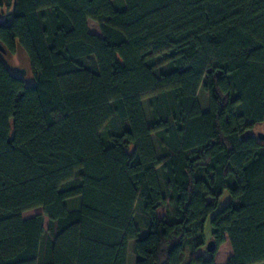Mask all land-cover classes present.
<instances>
[{"label": "trees", "instance_id": "obj_1", "mask_svg": "<svg viewBox=\"0 0 264 264\" xmlns=\"http://www.w3.org/2000/svg\"><path fill=\"white\" fill-rule=\"evenodd\" d=\"M112 1L7 3L0 264L264 263V0Z\"/></svg>", "mask_w": 264, "mask_h": 264}, {"label": "rangeland", "instance_id": "obj_2", "mask_svg": "<svg viewBox=\"0 0 264 264\" xmlns=\"http://www.w3.org/2000/svg\"><path fill=\"white\" fill-rule=\"evenodd\" d=\"M4 2H5L4 7H2L0 9V23H3L6 20L7 15L11 12L10 7L7 5V3H10V0H4ZM122 5L125 6L124 0H113L112 1V6L114 8H118V9L120 8L121 9L123 7ZM88 29H89V32L91 34H95V35L100 36L99 26L96 22L88 21ZM1 57H2L4 64L6 65V67L8 68V70L12 74L22 76V74H20L19 71L23 70L25 72V74L22 77H23L26 85H30L33 82V79L31 77L30 70H29V64H28L27 56L22 49L17 48L15 54H13V55H10V54L3 55L2 54ZM198 101H199V105H200L202 110L207 109L208 97L202 88L198 92ZM143 107H144V112L146 114L147 121L150 122L149 111H148L146 100L143 102ZM254 134L255 135H258V134L264 135V125H260V126L256 127L254 130ZM153 141H154V145H155V148L157 150V153L159 154L160 151H159L157 139L155 136H153ZM80 200L81 199L79 197L74 198L72 200H68L67 205H68L69 209L77 208L79 206ZM228 201H229V196L227 193H224V195L222 196V198L220 200V207H223L225 204H227ZM37 215H42V209L38 208V209L31 210V211H27L22 215V217H23V219H30V218H33ZM166 215L167 214H166L165 209H160L159 211H157V216L160 219L166 218ZM47 222H48L47 218L43 216L44 228L47 227ZM136 222H138L137 218H136ZM140 229L142 230V228H140ZM209 235H210V232H209V228H208L207 239H208V241H211V240H209V238H210ZM203 250L202 251H203L205 257H207V255H209V254H207L205 249H203ZM231 255H232V250H231L230 244H229V242H225L223 245L219 246L217 248V250L215 251L214 261H215V263H218V264H226L228 258ZM189 257H190V253L188 251H186L185 262L188 261ZM127 264H134V256L132 254V243L129 244ZM261 264H264V263H261Z\"/></svg>", "mask_w": 264, "mask_h": 264}, {"label": "water", "instance_id": "obj_3", "mask_svg": "<svg viewBox=\"0 0 264 264\" xmlns=\"http://www.w3.org/2000/svg\"><path fill=\"white\" fill-rule=\"evenodd\" d=\"M0 53H2L3 55L6 54V51L5 49L2 47V45L0 44ZM20 74L24 75L25 72L23 70H20L19 71ZM259 139H262L264 140V136H262L261 134L258 135ZM206 251L208 254H213L215 251H216V246L214 244L213 241H209L207 244H206Z\"/></svg>", "mask_w": 264, "mask_h": 264}, {"label": "crops", "instance_id": "obj_4", "mask_svg": "<svg viewBox=\"0 0 264 264\" xmlns=\"http://www.w3.org/2000/svg\"><path fill=\"white\" fill-rule=\"evenodd\" d=\"M218 264V263H217Z\"/></svg>", "mask_w": 264, "mask_h": 264}]
</instances>
